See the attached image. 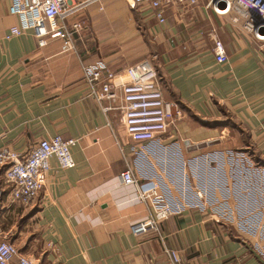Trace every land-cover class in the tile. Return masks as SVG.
<instances>
[{"label":"crops","instance_id":"crops-1","mask_svg":"<svg viewBox=\"0 0 264 264\" xmlns=\"http://www.w3.org/2000/svg\"><path fill=\"white\" fill-rule=\"evenodd\" d=\"M207 1L162 0L159 23L146 6L94 0L74 16L84 26L75 51L62 52L59 39L39 45L30 31L6 39L17 18L8 12L10 0H0V147L26 153L42 138L77 140L75 165L60 168L52 157L32 206L11 201L0 170V235L20 254L35 264H172L155 233L130 231L149 208L120 178L129 166L157 180L178 206L160 228L180 264H264L257 248L214 224L226 206L209 210L202 201L209 191L192 189L199 159L218 156L226 168L243 154L264 158V43ZM97 60L115 73L145 61L154 66L179 119L152 142L134 143L120 100L99 103L87 93L81 67ZM180 172L188 186L176 179ZM222 198L232 199L225 192Z\"/></svg>","mask_w":264,"mask_h":264},{"label":"built area","instance_id":"built-area-1","mask_svg":"<svg viewBox=\"0 0 264 264\" xmlns=\"http://www.w3.org/2000/svg\"><path fill=\"white\" fill-rule=\"evenodd\" d=\"M92 1L10 0L8 12L16 16L17 24L8 29L5 38L11 39L30 31L39 45L46 44L48 38H57L61 41L62 52L75 51L74 37L84 26L74 16ZM127 1L132 6L139 4L148 7L159 23L165 22L162 0ZM205 6L218 15H229L232 22L239 23L245 32L264 43V0H208ZM81 70L87 93L97 102L120 100L117 108L121 122L134 143L152 142L157 135L166 132L169 122L178 120L181 115L176 102L164 99L158 72L146 61L133 64L122 73L113 72L102 60L83 64ZM121 75L124 80L117 82ZM76 143L75 138L54 135L40 139L26 153L10 146H1L0 170L3 171L11 201L23 207L35 204L45 184L50 159L54 157L60 168L73 167L75 162L71 148ZM120 178L124 184L135 188V199L146 203L149 208L148 216L131 223L130 231L135 235L155 233L172 264H180L178 251L167 245L166 236L160 228L169 215L177 212L178 206L168 200L157 180L141 178L129 166L120 173ZM14 257L17 258L16 263H13ZM0 264L35 263L20 254L13 242L0 235Z\"/></svg>","mask_w":264,"mask_h":264},{"label":"rangeland","instance_id":"rangeland-1","mask_svg":"<svg viewBox=\"0 0 264 264\" xmlns=\"http://www.w3.org/2000/svg\"><path fill=\"white\" fill-rule=\"evenodd\" d=\"M240 158L242 160L237 159V165L227 162L226 168L224 159L218 156L195 161L192 175L190 173L192 189L195 194H201L204 189L209 191L206 198L202 193L204 206L209 210L213 211L214 206H226L228 213L217 217L216 226L230 228L264 255V158L250 154H243ZM176 179L187 183V177L181 172ZM224 192L232 198L228 203L222 198ZM195 201L194 205L201 207L202 204Z\"/></svg>","mask_w":264,"mask_h":264},{"label":"water","instance_id":"water-1","mask_svg":"<svg viewBox=\"0 0 264 264\" xmlns=\"http://www.w3.org/2000/svg\"><path fill=\"white\" fill-rule=\"evenodd\" d=\"M222 7H224V4H222Z\"/></svg>","mask_w":264,"mask_h":264}]
</instances>
